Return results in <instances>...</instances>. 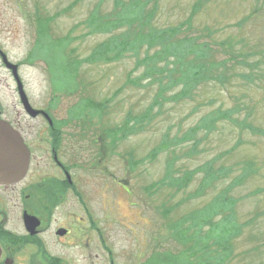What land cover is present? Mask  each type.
<instances>
[{
	"label": "rangeland",
	"instance_id": "374dc122",
	"mask_svg": "<svg viewBox=\"0 0 264 264\" xmlns=\"http://www.w3.org/2000/svg\"><path fill=\"white\" fill-rule=\"evenodd\" d=\"M194 1L160 0L155 25L166 27L185 21L191 14ZM72 2L74 0H0V47L10 62L19 64V76L26 84L33 103L37 107H44L51 99L54 118L69 119V110L78 103L80 94L68 96L58 93L59 98L54 101L47 63L40 59L32 63L29 61V52L36 40L37 14L54 17L48 25L50 34L55 39L71 36L73 39L67 52L73 49V55L83 58L107 34L82 37L86 28L77 25L97 4H100V12L110 11L113 7V0H83L68 8ZM255 7L260 8L257 17L239 28L238 22ZM193 24L199 31L205 26L211 27L217 41L237 34L244 36L252 46L264 49V0H211L194 16ZM217 50L220 57L226 56L221 54L219 48ZM44 54H48V51L45 50ZM249 58L250 61L259 60L258 66L249 69V66L236 65L228 71L231 75L224 85L207 82L197 88L193 100L164 103L161 111L144 130L116 140L112 145L106 137L99 139L98 145L102 148L99 153L100 148L98 150V145L90 137L104 136L101 130L120 124L128 110L133 113L142 111L151 102L156 86H127L115 94L134 65L131 56L116 62L83 64L80 67L79 77L85 84V95L95 100L111 98L99 122L100 128H93V125L85 122L81 129L83 141L74 142L80 143L81 155L75 160L82 162L84 169L78 168L76 174L83 198L89 204L86 205L100 215L105 214L107 220L115 222L107 229L116 243V264H192L190 249L187 248V243L191 242L186 237L192 233L186 232L190 223L179 222V227L183 228L179 232L180 236L171 224L209 202L241 173L242 167L238 164L247 160L254 162L256 172L229 192L230 196L238 199L234 213L235 223L241 224V231L232 239V254L225 263L264 264V136L251 133L237 123L221 120L210 133H198L197 139L203 138L198 145L199 153L194 156L180 155L191 147L190 140L158 153L154 159L147 158L150 150L164 136L168 139L181 136L203 115L218 109L236 107L238 112L234 116L238 119L246 117L248 122L264 129V57L257 52ZM250 71L255 73L252 81L243 75ZM139 72L135 71L133 76ZM0 96L4 103L12 106L16 104L14 79L2 62ZM70 120L78 124L82 122ZM72 131H75V127L69 128L68 132ZM129 152L135 159H144L134 169L128 166ZM173 156L174 167L179 169L173 171L175 176L209 159H215V168L225 166L231 171L208 188L204 195L192 199L186 198L196 188L201 173L179 191L169 187L168 183L155 186L150 191L148 185L163 179L166 162ZM66 157L69 159L68 154ZM101 159L99 171L94 160ZM72 200L73 197L69 196L68 201L72 203ZM245 221L248 223L242 226ZM206 229L207 226H204L203 231ZM180 237L187 243H180Z\"/></svg>",
	"mask_w": 264,
	"mask_h": 264
},
{
	"label": "trees",
	"instance_id": "16d2710c",
	"mask_svg": "<svg viewBox=\"0 0 264 264\" xmlns=\"http://www.w3.org/2000/svg\"><path fill=\"white\" fill-rule=\"evenodd\" d=\"M81 1L83 0H74L68 8ZM210 1L195 0L191 14L185 21L166 27H159L154 23L160 0H113V7L107 12H100V4H97L77 26L83 25L86 28L82 37L96 33L107 34V37L97 42L83 58L73 55V49L67 52L73 39L71 36L55 39L50 34L48 25L54 17H41L37 14L36 40L29 52V60L33 62L40 59L47 63L54 101L59 98L58 93L68 96L80 94L78 103L69 110V119L82 120L83 124L89 122L93 128L98 126L100 128L99 122L105 115L111 98L95 100L85 95L86 87L79 77L80 67L83 64L111 63L128 56L133 57L134 65L127 72L124 84L115 94L127 86L144 88L155 85L156 91L149 105L142 111L133 113L132 110H128L120 124L114 127L107 126L101 130V133H104L113 144L116 140L125 139L144 130L161 111L164 103L193 100L197 88L207 82L224 85L231 75L228 71L234 69L236 65L249 66V69L258 66L259 60L250 61L249 57L257 52L264 57V49L252 46L244 36L232 34L217 41L213 37L214 30L211 27L205 26L201 31L193 27L194 16ZM259 10V7H255L239 21L237 24L239 28L252 18H256ZM218 48L221 54L226 56L220 57ZM45 50L48 54H44ZM137 70H140L139 74L133 76ZM243 75L248 81H252L255 73L250 71ZM237 112L236 107L208 112L181 136L173 139L164 136L150 150L147 158L154 159L158 153L190 140H192L191 147L180 155L194 156L199 153L198 145L203 138L197 139L198 133L203 131L210 133L221 120L237 123L251 133L264 136L263 128L254 126L246 117L238 119L234 116ZM143 160L135 159L130 153L127 159L128 166L134 169ZM214 163L215 159H209L192 169L182 170L175 176L173 171L179 169L174 167V156L170 157L166 162L163 179L151 183L148 188L151 191L155 186L160 187L168 183L169 187L179 191L186 188L190 181L201 173L196 188L187 195L186 199L200 197L231 171V168L225 166L215 168ZM253 164L254 162L249 160L238 164L242 167L241 173L216 193L209 202L171 224L179 235L183 229L179 227V222L188 225L190 223L186 227V232L192 231V233L186 237L191 243H187L181 237L180 243H187L192 264H226L225 260L231 256V241L241 231V224L235 223L234 206L238 199L230 196L229 192L256 172ZM216 216L220 217L215 219ZM247 223V221L243 222L242 226ZM204 226H207L205 231H203Z\"/></svg>",
	"mask_w": 264,
	"mask_h": 264
},
{
	"label": "flooded vegetation",
	"instance_id": "af4514ba",
	"mask_svg": "<svg viewBox=\"0 0 264 264\" xmlns=\"http://www.w3.org/2000/svg\"><path fill=\"white\" fill-rule=\"evenodd\" d=\"M3 53L0 47L2 64ZM26 89L22 81L28 102L16 82L15 105L0 96V125L12 133L7 145L0 135V147L13 150L15 139L23 149L18 157L27 160L24 171L0 175V264H116V243L107 229L113 221L89 208L79 188L76 171L84 166L75 160L81 151L74 141H83V125L54 118L51 99L37 107Z\"/></svg>",
	"mask_w": 264,
	"mask_h": 264
},
{
	"label": "water",
	"instance_id": "95a60500",
	"mask_svg": "<svg viewBox=\"0 0 264 264\" xmlns=\"http://www.w3.org/2000/svg\"><path fill=\"white\" fill-rule=\"evenodd\" d=\"M4 63L6 66L12 70L13 76L17 81L18 87L20 88L22 99L27 102L26 96L24 95L22 91V84L18 76L17 72V65L9 62L6 58V56L3 57ZM25 98V99H24ZM37 111H33V113H36ZM12 134L7 128H3L2 125H0V135H6L4 143L7 145L8 139L7 135ZM13 144H15V147L11 151H7L6 149H2L0 147V175L1 176H10L14 174L20 173L22 170L24 171L26 169L27 160L22 162V159L18 157L19 154L23 153V149L19 148L17 141L13 139ZM20 168V169H19Z\"/></svg>",
	"mask_w": 264,
	"mask_h": 264
}]
</instances>
